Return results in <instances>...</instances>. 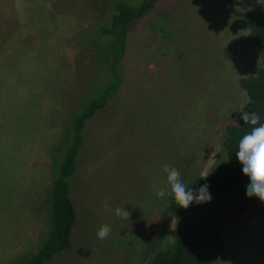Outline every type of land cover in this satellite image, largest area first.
I'll return each mask as SVG.
<instances>
[{"label": "rangeland", "instance_id": "obj_1", "mask_svg": "<svg viewBox=\"0 0 264 264\" xmlns=\"http://www.w3.org/2000/svg\"><path fill=\"white\" fill-rule=\"evenodd\" d=\"M141 1L18 0L21 21L7 32L0 14V122L12 103L32 121L42 115L44 131L60 119L56 164L72 144V122L108 94L84 123L81 134L89 138L78 150L80 167L66 180L75 214L67 247L43 264H149L142 262L170 246L172 197L154 191H170L163 166L178 169L187 186L225 162L227 128L238 126L249 101L240 82L264 65L262 50L249 42L248 17L264 12V0H230L232 9L228 0H155L132 21L115 64L111 37L102 31L117 3ZM56 53L58 86L67 96L51 94ZM13 57L23 72L15 80L6 72ZM38 70L41 80L27 79ZM15 87L31 93L4 94ZM105 200L112 211L103 210ZM196 205L181 208L179 218L194 219ZM117 207L130 212L129 220L114 215ZM218 223L221 250L208 264H262L264 203L253 197ZM104 224L111 233L101 242L96 232Z\"/></svg>", "mask_w": 264, "mask_h": 264}, {"label": "trees", "instance_id": "obj_2", "mask_svg": "<svg viewBox=\"0 0 264 264\" xmlns=\"http://www.w3.org/2000/svg\"><path fill=\"white\" fill-rule=\"evenodd\" d=\"M155 0H142L137 6H125L117 3L114 7L115 13L112 17L110 27L103 29L102 33L111 37V48L114 54L115 64L121 60L124 38L132 21L142 17L149 11ZM229 5V3H228ZM249 42L262 50L261 59L264 62V12L251 14ZM115 66V65H114ZM240 85L248 90L247 96L252 99L256 108L255 112L261 116V123H264V65L256 75L242 79ZM108 94H105L99 101L93 102L91 106L76 120L72 122V144L66 150L61 162L56 164L57 157L54 156L51 163V184L44 200V207L48 215L47 231L40 248L32 254L28 260L14 264H43L48 262L55 254L64 250L71 225L74 221V210L68 195L66 180L70 177L76 167V157L82 144V129L84 123L96 110L102 108ZM244 112H254L252 108ZM239 114L238 126L228 127L226 146L231 150L238 149L240 139L244 134L251 131L253 126L243 123ZM241 127V130H240ZM223 147V146H222ZM224 148V147H223ZM57 165L58 171L55 169ZM237 173L231 174L228 171ZM56 171V172H55ZM248 178L242 174V166L239 162L235 167L226 169L218 163L213 164L205 175L196 176L187 184V188L197 190L202 185H208L210 195L225 193L237 190V186ZM247 183V185H248ZM169 206L171 214L176 219L175 228L172 231L170 246L157 252L149 264H181V256L188 257L191 249L197 251L206 243L201 221L183 220L179 218L181 208L172 199ZM205 246V245H204ZM221 246H219V251ZM182 254V255H181Z\"/></svg>", "mask_w": 264, "mask_h": 264}, {"label": "crops", "instance_id": "obj_3", "mask_svg": "<svg viewBox=\"0 0 264 264\" xmlns=\"http://www.w3.org/2000/svg\"><path fill=\"white\" fill-rule=\"evenodd\" d=\"M1 4L4 15L1 11L0 14L5 21L2 24V31L7 32L10 28L14 31L19 19L17 14L21 8H19V2L18 0H1ZM55 44L52 43L51 47ZM21 45L22 43H19V46ZM56 55L54 62L52 61V68L57 75L53 74L52 76V79H56V81L50 86L51 94L59 96L62 93L67 96L70 95L68 88L60 93L58 86V53ZM52 56L53 54H51V58ZM13 58L16 59L10 61L13 66H10L9 71H6L10 73L8 79H18L17 77L23 73L19 68L21 58ZM41 74L42 72L39 70L29 74L25 73L27 79L34 80H41L43 78ZM30 88L32 87H15L12 91L4 94L27 96L31 93ZM12 105L14 104L8 106V110H1L3 118L0 122V127H2L0 131V264L20 262L25 257L34 254L42 245L46 231V219H48L46 208L42 204L51 184L52 153L59 141L58 122L60 119L54 120V129L44 131L45 122L42 115L39 122L32 121L30 115L22 108H14L16 111L13 112ZM45 112L46 109L43 108L42 114L44 115ZM84 138L89 137L83 134L82 144ZM81 157L79 156L76 161V171L79 170ZM72 207L74 210L73 205ZM149 261L150 259L147 258L142 263H150ZM262 264H264V260H262Z\"/></svg>", "mask_w": 264, "mask_h": 264}, {"label": "clouds", "instance_id": "obj_4", "mask_svg": "<svg viewBox=\"0 0 264 264\" xmlns=\"http://www.w3.org/2000/svg\"><path fill=\"white\" fill-rule=\"evenodd\" d=\"M240 119L243 123L253 126L251 131L240 139L236 152V159L242 166V174L249 180L246 196L255 197L264 203V123L260 122L261 116L255 111L243 112ZM162 170L166 174V184L170 191L166 193L163 188L154 189L157 198L163 199L169 195L182 209H188L193 203L204 204L211 201L208 185H202L194 191L186 187L179 170L175 167L164 165ZM103 210L112 211L107 200L104 201ZM114 215L117 218L129 220L130 212L122 207H117L114 210ZM110 233L111 227L104 224L97 230L96 237L103 242Z\"/></svg>", "mask_w": 264, "mask_h": 264}, {"label": "flooded vegetation", "instance_id": "obj_5", "mask_svg": "<svg viewBox=\"0 0 264 264\" xmlns=\"http://www.w3.org/2000/svg\"><path fill=\"white\" fill-rule=\"evenodd\" d=\"M228 3L230 9H232L231 1L228 0ZM248 17H251V15ZM248 102H251V105L248 108H252L255 111L256 108L253 105L252 99ZM246 105L244 110H246ZM243 112L244 111H242L240 114ZM226 140L227 139L224 140L222 145L224 147L223 149L226 161H223L220 164L224 169L227 167H235L238 163L236 159V152L238 149L231 150L228 148L226 146ZM227 171L228 170H226V172ZM228 172L231 174L237 173L233 170ZM247 183L248 181L245 179L243 183L237 186V190H232L221 194L218 193L214 196L211 195V201L209 203L197 204L194 207V209L190 212V214L193 213V217H195L192 219V221H201V229L206 239V243L202 242V247L198 251L195 248H192L188 257L185 258L181 256V264H208L209 260L216 259V255L219 252L220 246V225L218 220L228 218L233 212L237 211L238 207L243 206L251 201L252 198L246 196Z\"/></svg>", "mask_w": 264, "mask_h": 264}, {"label": "water", "instance_id": "obj_6", "mask_svg": "<svg viewBox=\"0 0 264 264\" xmlns=\"http://www.w3.org/2000/svg\"><path fill=\"white\" fill-rule=\"evenodd\" d=\"M248 92V90H246ZM251 105V102H248L247 105H246V109ZM240 130H241V127H240ZM225 145V144H224Z\"/></svg>", "mask_w": 264, "mask_h": 264}]
</instances>
